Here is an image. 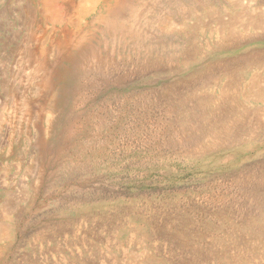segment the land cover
I'll use <instances>...</instances> for the list:
<instances>
[{"label": "rangeland", "instance_id": "obj_1", "mask_svg": "<svg viewBox=\"0 0 264 264\" xmlns=\"http://www.w3.org/2000/svg\"><path fill=\"white\" fill-rule=\"evenodd\" d=\"M263 51L264 0H0V264H264Z\"/></svg>", "mask_w": 264, "mask_h": 264}, {"label": "bare ground", "instance_id": "obj_2", "mask_svg": "<svg viewBox=\"0 0 264 264\" xmlns=\"http://www.w3.org/2000/svg\"><path fill=\"white\" fill-rule=\"evenodd\" d=\"M49 4V3H48ZM260 17V16H259ZM257 19H260V18H257ZM262 19V18H261ZM262 21V20H261ZM261 21H254L253 20V22H254V24H255V22H257L255 25H254V27H260L261 29H262V22ZM262 23V24H261ZM234 27V26H233ZM233 27H231V25L229 26V30L231 29V28H233ZM234 29V28H233ZM259 29V28H258ZM248 30V29H247ZM233 31V30H232ZM230 32H231V30H230ZM229 32V34H232L233 36H235L233 33H234V31H233V33H230ZM241 35V34H240ZM238 36V35H237ZM236 36V38H238ZM227 37V36H226ZM227 42V41H226ZM225 42V43H226ZM230 42V41H229ZM223 44V43H222ZM226 45H228V44H226ZM223 47V46H222ZM264 52V51H263ZM260 55V54H259ZM250 58H252V56L250 55V57H249V59ZM249 59H248V57L246 56L245 58H243V60H242V62L241 61H239V63H243V64H246L248 67H250V68H252L253 66H256V67H260L261 66V62L259 61V62H257V63H255V64H253L251 61H249ZM238 64V63H237ZM238 66H239V64H238ZM235 67V66H234ZM242 67V66H241ZM216 69V68H215ZM225 69V68H224ZM226 70H228V69H226ZM229 71V70H228ZM219 72V71H218ZM235 73H237V72H235ZM223 75H226V72H225V70H224V74ZM264 81V77L262 78V77H259V76H254L252 79H251V81H250V83H249V85H247V87L249 88L248 90H250V92H254V93H259L260 95H263L264 94V87L262 86V82ZM233 82V81H232ZM234 83V82H233ZM233 84H231V86H232ZM228 86V85H227ZM225 88H227V87H225ZM230 88V87H229ZM223 97V96H222ZM222 105V104H221ZM220 105V106H221ZM223 106V105H222ZM232 111V110H231ZM230 111V112H231ZM232 113V112H231Z\"/></svg>", "mask_w": 264, "mask_h": 264}]
</instances>
